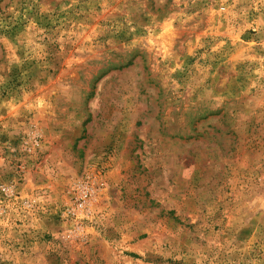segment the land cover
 I'll return each instance as SVG.
<instances>
[{
	"label": "rangeland",
	"instance_id": "374dc122",
	"mask_svg": "<svg viewBox=\"0 0 264 264\" xmlns=\"http://www.w3.org/2000/svg\"><path fill=\"white\" fill-rule=\"evenodd\" d=\"M0 264H264V0H0Z\"/></svg>",
	"mask_w": 264,
	"mask_h": 264
}]
</instances>
